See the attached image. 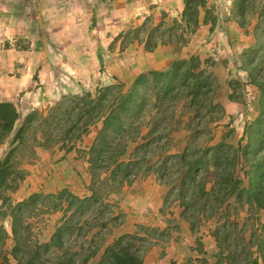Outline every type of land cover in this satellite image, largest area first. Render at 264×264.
Instances as JSON below:
<instances>
[{
    "label": "trees",
    "instance_id": "obj_1",
    "mask_svg": "<svg viewBox=\"0 0 264 264\" xmlns=\"http://www.w3.org/2000/svg\"><path fill=\"white\" fill-rule=\"evenodd\" d=\"M209 2L183 0V10L171 25L165 13L158 25L147 18L117 37L122 41L121 51L133 43L143 44L148 52L160 46L185 45L201 23L211 25L213 31L218 17ZM232 14L242 28L247 27L246 16L258 20L256 45L245 51L242 60L247 84L258 91V116L246 126L238 148L227 145L225 137L214 145L206 143L214 140L210 128L222 120L224 108L215 101L219 86L211 71L214 65L198 56L139 74L127 89L98 86L95 92L62 97L47 112H29L20 127L17 106L0 102V264H91L94 259L95 264H143L148 238L138 234L113 238L112 228L121 217L111 211L107 200L114 186L132 183L133 170L137 176L154 173L163 184L179 178L178 198L188 213L193 209L184 215L192 232L200 222L192 217L208 218L221 209L225 199H234L246 209L247 217L243 223L231 222L235 208L214 231L219 250L214 264H264V222L258 217L264 211V7L260 9L258 0H234ZM230 100L236 102L233 97ZM148 123L149 133L138 142L140 129ZM97 124L101 128L88 153L93 177L90 194L79 197L63 189L13 200L23 181L20 152L25 147L31 154L56 146L68 152ZM181 128L189 133L186 146L157 158L171 150L175 140L170 134ZM130 140L138 144L137 152L135 159L125 163L120 158ZM143 161L146 168L140 164ZM171 166L175 167L172 175L167 173ZM55 212L62 213V219L50 240L41 243L34 219ZM108 236L112 237L109 241ZM103 242L106 246L102 248Z\"/></svg>",
    "mask_w": 264,
    "mask_h": 264
},
{
    "label": "rangeland",
    "instance_id": "obj_2",
    "mask_svg": "<svg viewBox=\"0 0 264 264\" xmlns=\"http://www.w3.org/2000/svg\"><path fill=\"white\" fill-rule=\"evenodd\" d=\"M209 1L212 12L218 17L213 31L202 24L188 36L185 45L160 46L150 54L143 44L138 43L121 51L122 41L117 37L141 26L147 18L158 25L163 13L166 23L171 25L183 10V0H0V102L10 101L17 106L21 115L17 127H20L29 112H47L62 97L82 95L84 91L95 92L98 86L122 85L127 89L139 74L164 67L163 63L170 62L171 65L177 59L198 56L214 65L211 71L219 86L215 101L224 108L222 120L210 128L214 140L206 143L214 145L225 137L227 145L238 148L246 126L258 116V91L247 84L249 78L242 64L245 51L256 45L258 20L256 16H246L247 27L242 28L232 14L234 0ZM258 2L262 9L264 0ZM100 128L101 124L92 127L68 152L56 146L38 148L35 154H31L30 148L25 147L20 152L23 181L12 195L13 200L19 202L32 194L48 195L63 189L79 197L90 194L93 177L88 153ZM150 129L149 123L140 129L138 142ZM170 136L175 140L173 147L157 158L183 149L189 133L181 128L171 132ZM242 144L246 145V141ZM137 145L136 141L130 140L120 161L127 163L135 159ZM140 164L146 168L147 162ZM133 171L132 183L114 186L108 193L111 211L121 217L112 228L113 238L124 234L147 237L150 245L146 252L155 244L162 245L163 254H168V259L160 262L155 253L148 256L147 264H170V260L172 262L178 257L180 246L186 245L188 255L185 258L188 260L184 263L182 257H178L173 264H203L204 261L214 264V256L219 250L216 247L215 251L207 253L203 248L202 235L210 232L213 236L214 231L226 223L224 217L233 213L235 208L236 214L232 215L231 222L243 223L247 217L246 209L237 206L234 199H225L216 214L208 218L192 217L196 223L200 220L196 230L198 235L196 240L193 236L186 240L183 228L185 225L191 228V224L184 215H190L193 209L188 213L178 198L179 178L163 184L154 173L137 176ZM167 171L172 175L175 167H168ZM101 177L104 179L106 173ZM148 179L161 184L166 191L160 212H145L142 199L134 196L148 183ZM106 186L103 185L104 193H107ZM130 199L129 206L126 203ZM150 203V207L156 209L157 202ZM258 217L263 223L264 211H260ZM61 219L62 213L58 212L34 219V231L41 243L50 240ZM5 225L8 228V223ZM106 239L109 241L112 237ZM105 246L106 242H103L101 247ZM96 261L94 259L91 264Z\"/></svg>",
    "mask_w": 264,
    "mask_h": 264
},
{
    "label": "crops",
    "instance_id": "obj_3",
    "mask_svg": "<svg viewBox=\"0 0 264 264\" xmlns=\"http://www.w3.org/2000/svg\"><path fill=\"white\" fill-rule=\"evenodd\" d=\"M202 24H204V23H201V25ZM204 26H205V28H207V29L209 28V30H211L209 25H204ZM155 51H157V50H155ZM155 51L154 52H148V53L154 54ZM163 66L164 67L156 68L155 70H161V69L163 70V69L168 68L170 66V62L167 63V64L163 63ZM165 192L166 191L163 190V186L161 184H157L156 182H151L148 179V183H146L144 185V187L141 188L140 190L138 189L137 190V193L134 196L135 197L136 196L137 197L139 196L142 199V203L144 204L143 207L145 208V209L143 208V210L145 212H149V211H151V212L152 211L160 212V210L162 209V207H164ZM128 201L129 202L126 203V204L130 206L131 205V199L128 200ZM150 201L151 202H153V201H156L157 202L156 205H155V208L156 209H153L152 207H150V206H152L151 203H150ZM151 212H149V213H151ZM183 223H184V225L187 224L185 222H183ZM185 226L183 228L184 231L182 232L184 234L185 231H186V234H184V236L186 237L185 239L188 240L187 237L189 238V236L190 237L193 236L195 238V240H196V237H197L198 234H196V232H192L191 231V228L189 226H188V228H187V226L185 228ZM202 236H203L202 243H203L204 250L207 253H212L213 251H215L216 250V247H217V243H216L215 238L210 234V232H206V234L205 235H202ZM194 245H195V243H194ZM180 250L181 251L178 253L177 256L178 257H182V262L185 263L188 260L187 257H186L187 259L185 258V256L188 255L187 254V251H188L187 250V245L186 246H180ZM163 252H164V248H162V245L155 244L150 250H148L146 252V254L144 256V263L143 264H147V258H148V256L149 255H151V256L152 255H155V253L158 255V258L161 259L160 262H165L168 259L169 256L166 253L163 254ZM177 258L172 259V262L170 260L169 263L170 264H173L174 261L177 260Z\"/></svg>",
    "mask_w": 264,
    "mask_h": 264
}]
</instances>
